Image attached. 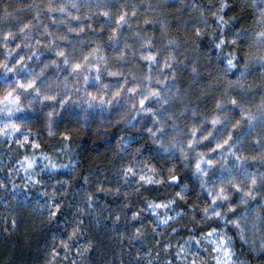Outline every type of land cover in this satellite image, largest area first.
Here are the masks:
<instances>
[{"label": "clouds", "instance_id": "clouds-1", "mask_svg": "<svg viewBox=\"0 0 264 264\" xmlns=\"http://www.w3.org/2000/svg\"><path fill=\"white\" fill-rule=\"evenodd\" d=\"M0 264H264V0H0Z\"/></svg>", "mask_w": 264, "mask_h": 264}]
</instances>
